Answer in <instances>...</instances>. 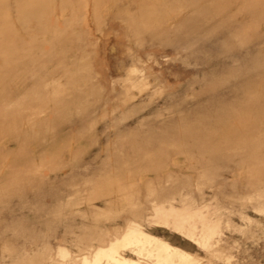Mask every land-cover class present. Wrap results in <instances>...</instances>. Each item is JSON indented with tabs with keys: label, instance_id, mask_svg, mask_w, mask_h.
Instances as JSON below:
<instances>
[{
	"label": "rangeland",
	"instance_id": "rangeland-1",
	"mask_svg": "<svg viewBox=\"0 0 264 264\" xmlns=\"http://www.w3.org/2000/svg\"><path fill=\"white\" fill-rule=\"evenodd\" d=\"M0 264H264V0H0Z\"/></svg>",
	"mask_w": 264,
	"mask_h": 264
}]
</instances>
